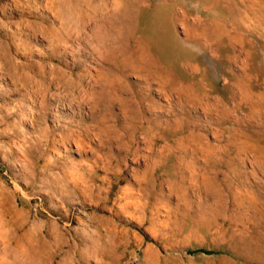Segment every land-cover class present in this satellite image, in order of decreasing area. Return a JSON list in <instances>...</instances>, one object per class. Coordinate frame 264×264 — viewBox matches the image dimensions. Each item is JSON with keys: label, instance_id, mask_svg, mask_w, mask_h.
<instances>
[{"label": "rangeland", "instance_id": "374dc122", "mask_svg": "<svg viewBox=\"0 0 264 264\" xmlns=\"http://www.w3.org/2000/svg\"><path fill=\"white\" fill-rule=\"evenodd\" d=\"M0 264H264V0H0Z\"/></svg>", "mask_w": 264, "mask_h": 264}, {"label": "bare ground", "instance_id": "6f19581e", "mask_svg": "<svg viewBox=\"0 0 264 264\" xmlns=\"http://www.w3.org/2000/svg\"><path fill=\"white\" fill-rule=\"evenodd\" d=\"M165 23H166V21H165Z\"/></svg>", "mask_w": 264, "mask_h": 264}]
</instances>
